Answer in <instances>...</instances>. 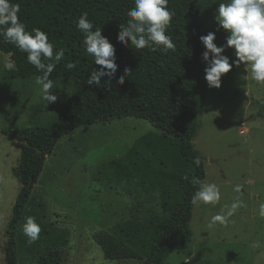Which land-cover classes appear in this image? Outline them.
<instances>
[{"label":"trees","instance_id":"16d2710c","mask_svg":"<svg viewBox=\"0 0 264 264\" xmlns=\"http://www.w3.org/2000/svg\"><path fill=\"white\" fill-rule=\"evenodd\" d=\"M222 1L169 0L175 16L167 34L175 50L164 52L159 47L138 50L130 41L128 46L118 41L120 25L130 19L127 13L135 0H11L20 5L18 15L28 31L39 28L48 34L54 52L64 50L52 75L73 80L76 88L54 123L8 131L24 144L17 170L22 186L6 229L5 264H19V252L31 253L34 264L64 262L62 250L69 244V232L46 221L45 200L34 191L47 159L42 154L52 155L60 138L83 125L125 116L147 120L158 131L137 138L124 155L107 161L96 174L107 190L130 199V217L109 231L100 230L94 239L114 260L163 264L177 236L189 252L192 197L200 187L192 180L204 183L206 177L204 160L193 142L206 89L207 64L202 58L206 49L200 37L209 32L202 29L201 15ZM85 12L93 31L101 29L116 49L118 72L110 85L104 83L107 77L100 86L87 84L91 72L101 66L86 52L84 33L76 26ZM0 51L12 56L14 68L8 69L12 78L42 74L28 62L26 52L2 37ZM69 62L76 67L68 69ZM126 68L131 69L130 76L120 85ZM196 158L199 166L193 162ZM28 217L41 228L32 243L23 232Z\"/></svg>","mask_w":264,"mask_h":264},{"label":"rangeland","instance_id":"374dc122","mask_svg":"<svg viewBox=\"0 0 264 264\" xmlns=\"http://www.w3.org/2000/svg\"><path fill=\"white\" fill-rule=\"evenodd\" d=\"M225 2L201 15L202 29L216 34L218 46L226 45L228 37L216 20L219 4ZM224 55L236 59L234 48H227ZM8 63L13 69L11 54L0 51V264H5L6 229L22 186L17 170L24 144L6 133L54 123L76 88L73 80L51 74V91L58 99L48 104L36 84L40 75L12 78ZM246 75L243 64L234 65L222 77L220 88L209 87L206 81L200 129L193 142L204 160V183L216 184L221 199L216 204H194L189 252L177 236L163 264H264V217L259 215L264 202V84ZM150 130L158 131L135 116L83 125L60 138L54 153L46 157L34 191L45 200L46 221L69 232L62 264H144L107 258L96 243L97 232L109 231L130 217V199L107 190L96 174ZM237 185L239 193L234 191ZM237 200L244 206L226 222L209 226L214 215H225ZM19 264H34L32 254L19 252Z\"/></svg>","mask_w":264,"mask_h":264},{"label":"clouds","instance_id":"9594fccd","mask_svg":"<svg viewBox=\"0 0 264 264\" xmlns=\"http://www.w3.org/2000/svg\"><path fill=\"white\" fill-rule=\"evenodd\" d=\"M168 3L169 0H135V7L127 13L130 19L126 24L120 25L118 41L125 46H128L130 41L138 50L147 47L155 51L159 47L164 52L174 51L175 44L167 34V29L175 12L168 8ZM19 12V4L12 3L11 0H0V37L4 42L12 43L27 53L28 62L42 73L36 78V84L41 86L42 98L48 104L54 103L58 97L51 91L54 81L50 76L64 58L65 52L63 49L54 52V44L49 41L48 34L39 28L28 31L20 21ZM216 20L219 27L228 32L226 45L218 46L215 43L214 32L200 37L206 49L202 58L207 64L204 71L209 87L220 88L222 77L231 72L234 65L240 67L241 64L244 65L246 76L264 84V0H227L219 4ZM76 26L84 33L83 44L86 52L95 58L96 65L101 66L99 70L91 72L87 84L100 86L102 78L107 77L104 83L110 85L118 72L114 45L102 34L101 29L93 31L94 25L89 21L86 12L78 18ZM154 45L156 47H153ZM227 48H234L235 60H230L224 55ZM12 67V63L6 64L7 69L11 70ZM75 67L72 62L67 64L68 69ZM130 73L131 69L126 68L118 83L123 85L125 77L130 76ZM193 162L197 166L200 164L199 158ZM192 183L200 185L192 197L193 204H216L220 201L221 193L216 184H205L197 178H193ZM234 191L241 192V187L237 185ZM242 206L243 202L237 200L225 215H214L209 226L226 222L227 217L232 216L234 211ZM259 215L264 217V202L259 205ZM23 232L32 243L39 238L41 228L33 217H28Z\"/></svg>","mask_w":264,"mask_h":264},{"label":"crops","instance_id":"0c3cea01","mask_svg":"<svg viewBox=\"0 0 264 264\" xmlns=\"http://www.w3.org/2000/svg\"><path fill=\"white\" fill-rule=\"evenodd\" d=\"M17 129H19V128H17ZM22 129V128H21ZM0 133H2V132H0ZM3 134V133H2ZM7 135H9L8 133H6ZM13 138V137H12ZM13 139H15V138H13ZM19 142V141H18ZM49 156V155H48ZM10 222V221H9ZM9 224V223H8ZM7 227H8V225H7Z\"/></svg>","mask_w":264,"mask_h":264},{"label":"water","instance_id":"95a60500","mask_svg":"<svg viewBox=\"0 0 264 264\" xmlns=\"http://www.w3.org/2000/svg\"><path fill=\"white\" fill-rule=\"evenodd\" d=\"M42 156H43V158H45V157H47L48 155H47V154H45V153H43V154H42Z\"/></svg>","mask_w":264,"mask_h":264}]
</instances>
